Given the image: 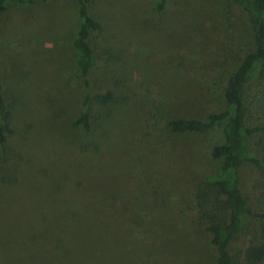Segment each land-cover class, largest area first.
<instances>
[{
  "label": "rangeland",
  "instance_id": "1",
  "mask_svg": "<svg viewBox=\"0 0 264 264\" xmlns=\"http://www.w3.org/2000/svg\"><path fill=\"white\" fill-rule=\"evenodd\" d=\"M102 29L90 38L96 91L75 47L78 0L7 2L0 15V83L13 113L12 182L0 181V264H217V248L195 220L196 185L218 170L221 128L177 134L170 121L224 109L229 77L254 43L232 0H92ZM248 125L264 124V75L248 90ZM91 115V130L74 122ZM253 136L252 152L260 156ZM260 172L243 170L258 215ZM232 244L238 258L251 225Z\"/></svg>",
  "mask_w": 264,
  "mask_h": 264
},
{
  "label": "trees",
  "instance_id": "2",
  "mask_svg": "<svg viewBox=\"0 0 264 264\" xmlns=\"http://www.w3.org/2000/svg\"><path fill=\"white\" fill-rule=\"evenodd\" d=\"M16 4L31 3L33 0H0V15L5 12L7 2ZM92 0H78L81 24L75 40L79 52L78 69L85 86L90 90L85 104L98 103L105 107L114 100L112 91L100 92L92 89L91 72L97 65L90 44L91 34L102 29L101 24L90 14ZM168 0H155L158 10H164ZM246 14L254 48L248 52L237 69L229 77L224 89V109L214 112L205 119L178 118L170 121L173 133L206 134L221 128L224 141L211 151V157L218 170L205 176L197 185L194 193L195 220L205 226L217 248V264H264V212L256 214L243 193V170L253 165L260 172L261 179L256 184L264 201V124L248 125V90L264 75V0H232ZM13 113L3 94L0 83V150H6L8 138L15 133L12 123ZM91 115L83 113L74 122L90 131ZM261 135L257 142L260 156L252 152L253 136ZM11 150L4 151L0 159V181L12 182L18 159L9 158ZM250 217L255 222L250 226V240L242 252V259L231 252L232 244L248 228Z\"/></svg>",
  "mask_w": 264,
  "mask_h": 264
}]
</instances>
